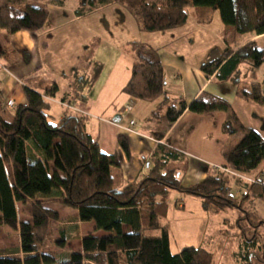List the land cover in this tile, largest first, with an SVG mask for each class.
Instances as JSON below:
<instances>
[{"label":"trees","instance_id":"obj_1","mask_svg":"<svg viewBox=\"0 0 264 264\" xmlns=\"http://www.w3.org/2000/svg\"><path fill=\"white\" fill-rule=\"evenodd\" d=\"M78 1V16L93 12L98 4L103 6L99 0ZM109 1L122 4L135 18L140 30L148 33L183 27L191 8L217 12L222 23L232 28V34L226 39L224 50L214 48L209 52L201 67L207 77L215 75L220 82L241 84L240 76L246 65L247 75L253 80L264 64V45L258 40L235 49L244 35L264 36V0ZM17 2L10 0L0 6V28L15 34L22 30H38L46 24L49 17L46 11L28 12L17 8ZM91 47L93 44L86 49L88 56L94 55ZM126 51L133 58V65L123 93L144 102L163 98L167 79L158 51L137 42ZM89 66L93 67V74L76 78L73 84L76 90L87 88L90 91L103 70V65L95 62ZM58 91L56 84L46 88L44 93L24 87L26 104L20 106L9 121L0 118V227L7 226L20 235L17 250L0 249V264H84V261L94 264H214L213 254L203 247H188L180 253H172L171 228L165 221L168 206L159 199L170 191H178L199 198L206 213L218 215L239 207V198L230 194L234 178L220 172L194 186L184 187L181 181L185 169L181 170L180 165L183 156L159 144L150 155L149 174L118 189L111 172L113 167L120 165L118 156L101 151L99 140L87 130L85 115L67 116L57 124L48 121L50 104L45 98L55 97ZM238 95L264 106L263 87L258 83L240 89ZM79 97L87 100L85 94L80 93ZM187 110L206 116L217 112L226 114L224 134L240 139L234 148L223 153L226 168L247 173L264 162V138L243 125L231 104L205 92L190 104L184 99L165 98L151 116L156 124L154 136L162 140ZM118 141L130 157L128 137L120 135ZM243 187V200L264 199V179L259 178L256 184L245 183ZM47 201L76 209L77 218L63 223L57 211L45 206ZM27 203L31 204L32 220L21 222L18 208ZM249 215L264 226L254 212L249 211ZM88 222H93L96 230L105 235L83 238L82 252L55 256L41 251L40 245L52 225L63 224V230L71 232L76 231L77 223ZM20 254L23 257H19ZM250 258L246 264H252V256Z\"/></svg>","mask_w":264,"mask_h":264},{"label":"crops","instance_id":"obj_2","mask_svg":"<svg viewBox=\"0 0 264 264\" xmlns=\"http://www.w3.org/2000/svg\"><path fill=\"white\" fill-rule=\"evenodd\" d=\"M9 1L0 0V6ZM28 1L22 0L16 5L20 7L22 4L28 12L46 11L49 17L38 30L10 34L0 28V118L6 121L12 118L10 103L17 108L26 104L24 87L40 89V93H44L46 88L56 84L59 88L56 96L45 98L50 104L48 121L57 124L65 114L85 115L88 119L87 130L99 140L101 151L118 156L120 165L111 169L116 188L122 189L149 174L150 155L159 144L169 146L183 156L181 166L185 171L181 182L184 187L194 186L216 175V168L226 164L223 153L234 148L237 143L234 139H238L229 138L223 132L226 114L217 112L206 116L187 110L164 138L158 140L154 136L156 124L151 121V116L165 98L171 101L184 99L187 104L204 92L222 98L231 104L245 127L255 130L264 138V106L238 95L241 86L247 88L251 83L220 82L215 75L207 77L201 70L209 52L214 48L224 50L227 47L226 39L232 34V28L222 23L217 12L191 8L183 27L148 33L141 31L135 18L117 5L102 6L78 16V0H36L37 3L29 4ZM112 25H117L115 27L121 35L122 41L114 45L118 50L137 42L158 51L167 79L165 98L144 102L123 93L131 78L133 65V58L126 50L125 54L119 51L113 56L112 65L102 70L90 91L87 88L76 90L73 85L76 78L93 74L90 63L100 64L97 61L98 52L96 57H91L86 49L94 37L100 35L101 29L110 33ZM94 29L99 32L95 33ZM110 36L113 37L112 34ZM260 38L264 36L247 34L240 40L249 42ZM80 93L85 94L87 100L78 98ZM61 102L70 108L62 107ZM129 104L133 105V112L125 114L124 108ZM131 120L136 122L134 134H126L110 123L121 121L126 126ZM120 135H126L129 139L130 157L119 145ZM263 172L264 162L255 170L243 174L254 179L262 177ZM243 192L240 193L236 187L230 188V194L236 198ZM256 200L264 201L261 198L251 201ZM198 201L196 210L203 215L200 199ZM253 206H256L255 203ZM254 213L263 221L259 214ZM219 223L217 227L220 231Z\"/></svg>","mask_w":264,"mask_h":264},{"label":"rangeland","instance_id":"obj_3","mask_svg":"<svg viewBox=\"0 0 264 264\" xmlns=\"http://www.w3.org/2000/svg\"><path fill=\"white\" fill-rule=\"evenodd\" d=\"M18 1L20 3V0ZM103 1H105L106 5H104ZM99 2L103 6L117 5L126 10L122 4L113 3L115 1L109 3V0H99ZM29 3L37 2L36 0H29L28 4ZM97 6L99 8L100 5L98 4ZM97 6L94 8V10L97 9ZM16 7L23 10L25 9L22 4L20 7L17 5ZM115 26L117 25L111 26L112 29L110 30V33L104 28L101 29L100 35L95 36L91 43V45L93 44V47L90 49H92L95 57L96 52H98L97 61L100 63V65H103L104 71L112 65L113 56L116 53H119L120 51L125 54V50L128 49L125 47L124 50H118V48L115 47V44L118 45L119 42L122 41H120L121 35L118 32L119 30ZM94 32L97 33L99 31L94 29ZM111 34L113 37L110 36ZM242 41L243 40L238 41L235 49L242 48L244 45L251 42ZM258 41L264 45V38H260ZM247 67L248 65L245 66L240 76L242 83L244 85H249V82L251 84L258 83L262 85L264 91V64L257 70L256 77H253V80H250L247 75ZM240 89H243V87L241 86L238 91ZM17 109L18 108L15 105V108L12 109L13 116L15 115ZM65 117H67V114L63 116L62 120ZM49 120L52 121V119ZM62 120H60V122ZM54 124H56V122ZM234 140H237V145L240 139ZM223 167L226 168L227 165L225 164ZM183 168L184 167H182L181 170ZM220 172L216 170V175ZM236 173L238 176L228 173L226 174L234 178L232 180L231 187H236L240 193L245 190L243 187L245 183L256 184L257 180L259 179L258 177L254 179L247 178L243 173ZM263 177L264 172L260 178ZM242 188L244 190H242ZM198 199L199 198L195 196L183 195L178 191H170L166 196L159 199L160 201H165L168 206V213L165 221L169 223L171 228V251L173 254L180 253L183 249L188 247H203L213 254L214 264H246L249 262V260L251 261L250 256H252V264H264V226H261V224L258 223V220L249 215V211L256 212L263 218L264 221V201H245L243 200V195H240L238 202L239 207L222 212L218 216H208L205 214V211L202 208L203 216L199 210H196L199 202ZM254 203L256 206H253ZM45 206L57 211L60 214L63 223H67V221H73L78 215L76 209L64 206L60 202L47 201ZM19 217L21 222H31L32 216L30 203H27L26 205H19ZM223 218L226 219L222 221ZM209 221L211 222L209 223ZM218 223L220 226V231L217 227ZM62 225L63 224H54L51 226L49 234L45 237L43 243L41 242L42 244L40 245V248L42 252H47L55 256H63L72 252L80 253L82 252L83 238L89 235H105L104 232L96 230L93 222L77 223L78 226L76 231L71 232H66V228L63 230L64 227ZM63 235L66 236V239ZM62 237H64L65 240L62 241ZM19 247V232L6 226H1L0 249L6 250L8 252H14ZM19 257H23V254H20ZM84 264L94 263L84 261Z\"/></svg>","mask_w":264,"mask_h":264},{"label":"built area","instance_id":"obj_4","mask_svg":"<svg viewBox=\"0 0 264 264\" xmlns=\"http://www.w3.org/2000/svg\"><path fill=\"white\" fill-rule=\"evenodd\" d=\"M60 105L62 106V107H65V108H70V106L69 105H67V104H65V103H60ZM10 107L12 108V109H14L15 108V105H14V103H10ZM133 105L132 104H129V105H127L125 108H124V113L125 114H131L132 112H133ZM15 111V110H14ZM16 114V113H15ZM111 124H114V125H117L124 133H126V134H134L135 132H134V130H133V127L135 126V124H136V122H135V120H131L130 122H129V124L128 125H123L122 123H121V121L119 122V121H111L110 122ZM216 170L217 171H221V172H224V173H228V174H232V175H234V176H238V174L235 172V171H232V170H229V169H227V168H224V167H222V168H220V167H217L216 168ZM242 178V177H241Z\"/></svg>","mask_w":264,"mask_h":264}]
</instances>
